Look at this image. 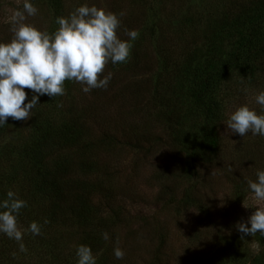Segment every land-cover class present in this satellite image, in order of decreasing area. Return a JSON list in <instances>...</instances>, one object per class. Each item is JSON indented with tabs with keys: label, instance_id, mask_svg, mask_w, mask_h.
I'll list each match as a JSON object with an SVG mask.
<instances>
[{
	"label": "rangeland",
	"instance_id": "obj_1",
	"mask_svg": "<svg viewBox=\"0 0 264 264\" xmlns=\"http://www.w3.org/2000/svg\"><path fill=\"white\" fill-rule=\"evenodd\" d=\"M52 1L31 0L38 11L24 22L51 34L58 28L56 17L87 4L118 14L119 39L128 40L126 30L139 35L126 62L105 65L100 77L112 74L106 89L86 94L82 85L66 80L63 96L39 97L32 110L38 125L31 118H7L0 127V147L12 146L0 155L22 159L35 146L43 157L50 148L57 155L46 159L63 162V180L102 182L105 188L95 198L103 190L113 197L106 208L111 220L91 233L100 246L109 244L110 254L114 247L124 251L123 259L112 255L117 264H249L257 242L259 253L264 252V237L257 233L241 239L236 225L246 222L256 207H264L248 190V181L264 170V137H241L224 122L245 104L264 114L254 100L264 91V82L256 86L236 78V90L221 87L218 98L225 111L218 127L219 150L205 160L207 153L200 148L194 170L187 169V154L199 148L205 120L188 87L195 68H202L211 27L219 37L215 40L228 45L240 24L234 23L236 11L247 7L252 17L263 14L264 0ZM23 2L0 0V43L12 39L9 17L13 9L22 10ZM25 92L30 99L33 93ZM50 117L56 132L48 138L43 127ZM68 125L74 130L69 132ZM103 232L110 235L108 241ZM71 234L73 244L82 236L80 231ZM25 258L22 264L33 263L35 257Z\"/></svg>",
	"mask_w": 264,
	"mask_h": 264
},
{
	"label": "trees",
	"instance_id": "obj_2",
	"mask_svg": "<svg viewBox=\"0 0 264 264\" xmlns=\"http://www.w3.org/2000/svg\"><path fill=\"white\" fill-rule=\"evenodd\" d=\"M52 2L55 4L56 0ZM241 8L243 10L236 11L237 15L234 14L237 17V22L234 23L240 24L237 25V34L233 41H227L229 47L215 40L219 37L214 35L217 32L211 27L209 32L213 33H209L211 37H207L204 52L201 54L202 68H195L192 74L188 93L201 111L205 120V131L199 148L187 154L188 170L195 169L196 165L193 166V163L200 148L207 153L205 160L211 159V155H215L219 150L221 136L218 127L225 111L220 105L222 97L218 98L221 87L232 86L234 91L238 88L239 80L256 86L264 82V13L252 17L247 7ZM219 25L222 26V23L217 26ZM220 30L222 33L223 30ZM32 119L38 125L36 114L32 113L31 121ZM54 122L52 117L48 119L47 126L43 127V130L46 127L44 136L50 138L53 136L51 134H55ZM67 129L69 132L74 130L72 125H68ZM11 146L12 144L7 143L0 147V153ZM29 149L31 153L18 160L13 158L12 154L5 155L9 151L4 153L5 156L0 155V200L6 199V193L11 190L19 199L26 201L27 206L20 209L17 215V226L26 231L29 224L35 221L41 226V234L33 236L26 232L22 243L27 251L20 252L18 242L0 233V264H22L26 255L35 257L31 264H76L77 245L89 246L96 256V264H117L112 258L113 254L109 252V244L106 247L100 246L99 237L91 233H94L98 226H106L111 220L110 211L106 208L113 197L103 190L98 200L95 198L97 191L102 192V182L95 181L99 185L97 188L94 182L63 180V162L60 160V163L51 164L52 160L46 159L57 155L56 150L47 148L48 155L42 157L36 152L40 150L39 147L34 146L27 150ZM45 219L47 223H44ZM71 231L75 234L80 231L82 234L75 244L71 243L75 240L74 235H70ZM260 240L263 241V238ZM249 264H264V252L252 255Z\"/></svg>",
	"mask_w": 264,
	"mask_h": 264
},
{
	"label": "clouds",
	"instance_id": "obj_3",
	"mask_svg": "<svg viewBox=\"0 0 264 264\" xmlns=\"http://www.w3.org/2000/svg\"><path fill=\"white\" fill-rule=\"evenodd\" d=\"M37 11L31 0H24L22 10L13 9L9 17L12 39L0 43V127L9 117L29 120L40 96H63L66 80L82 85L81 91L86 94L96 88L106 89L112 74L100 77L105 65L126 62L132 41L139 35L136 30H126L128 40L119 39L116 34L120 27L118 14L87 4L75 8L67 17H56L54 22L58 28L50 34L24 22ZM25 89L33 93L30 99ZM254 100L264 113V91L258 92ZM224 124L241 137L246 133L264 137V114H257L246 104L236 108ZM255 175V181H248V190L255 201L264 202V170H257ZM6 197L0 200V233L18 242L20 252H26L22 243L24 232L17 226V215L27 202L11 190ZM47 222L45 219L44 223ZM236 227L242 234L241 239L257 233L264 237V207H256L247 221L239 222ZM26 231L33 236L40 235L41 226L33 221ZM101 237L109 240L107 232L101 233ZM260 247L257 242V254ZM75 255L76 264H96V256L87 245H77ZM113 255L120 260L125 253L114 247Z\"/></svg>",
	"mask_w": 264,
	"mask_h": 264
}]
</instances>
